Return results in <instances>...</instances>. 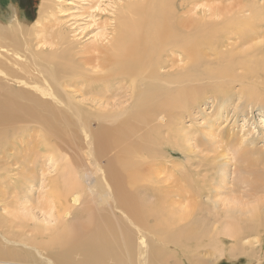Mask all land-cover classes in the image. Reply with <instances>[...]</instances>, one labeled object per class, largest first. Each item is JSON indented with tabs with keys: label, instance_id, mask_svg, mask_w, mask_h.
<instances>
[{
	"label": "bare ground",
	"instance_id": "obj_1",
	"mask_svg": "<svg viewBox=\"0 0 264 264\" xmlns=\"http://www.w3.org/2000/svg\"><path fill=\"white\" fill-rule=\"evenodd\" d=\"M226 1L110 3L112 23L89 50L48 26L53 0H40L34 21L11 7L0 23V149L18 140L46 153L55 174L46 176L39 207L54 223L32 224L22 183L6 180L0 164V264H205L200 249L222 257L229 240L231 257L263 254L264 198L218 217L202 208L194 176L163 186L174 173L169 145L185 152L184 112L210 97L229 99L234 86L247 103L264 102V3ZM9 64L27 77L14 78ZM123 80L129 106L112 101ZM77 81L90 95L84 102L70 91ZM15 123L22 125L4 126ZM239 150L241 163L251 157ZM237 171L239 184L264 192V175Z\"/></svg>",
	"mask_w": 264,
	"mask_h": 264
},
{
	"label": "rangeland",
	"instance_id": "obj_2",
	"mask_svg": "<svg viewBox=\"0 0 264 264\" xmlns=\"http://www.w3.org/2000/svg\"><path fill=\"white\" fill-rule=\"evenodd\" d=\"M240 1L227 0L226 4H239ZM122 2L123 0H53V10L50 16L52 23H49L48 26L55 24L62 28L69 37V43L77 50H89L98 45L92 40L97 37L99 39L100 35L107 33V25L112 23L111 11H114V7H110L109 4L116 5L122 4ZM13 5L18 6L15 0H0L1 24L6 23L5 19L9 16ZM39 5L40 0H32L31 10L27 14L21 13L22 18L26 21H34L37 18ZM39 25L40 23L36 25V31ZM90 42L91 46H82V43ZM78 58L88 59L82 55ZM89 64L94 66L96 63ZM30 65L33 68L31 63ZM177 65L173 67L170 65L163 71L173 73ZM9 66L14 78L27 77L25 72L19 70L18 67L11 64ZM127 86L125 80L117 83L112 101L122 102L123 106H129L131 101L129 98H124L123 93ZM241 88L234 86L229 99L210 97L191 110L184 112V117L178 122V128L185 137V141L182 143L185 152H175L172 148H177V146L174 144H170L168 147L172 155L167 154V166L168 170L174 173L166 179L163 186L178 187L180 181L194 176V180L203 192L202 208L221 212L217 215L218 217H223L225 212L233 211L234 208L237 211L236 214H244L240 212L255 206L264 198V192L252 191L250 183H238L240 178L237 169L240 167L258 171L264 175V159H260L264 158V102L247 103L243 92H240ZM70 91L75 97H80L78 100L83 102L90 97L88 91L84 90L81 81H77ZM105 107L110 109L112 106L105 104ZM21 125L22 123H15L4 126L15 128ZM24 144L22 145L18 140L8 141L7 149H0V164L4 165L5 179L22 183L20 189L21 207L27 208V212L30 211L34 214L33 225L54 223L39 207L41 205L40 194L44 192L43 184L46 176L55 174L54 164L44 151L35 155L33 150L27 151L24 148V146L31 147L32 144L29 142ZM239 149L250 150L248 152L251 157L245 156L243 163L238 159V153L242 152ZM20 155L22 159H20ZM179 165L181 168L178 169ZM246 177L248 179L249 175ZM150 188L159 189V186L151 185ZM13 197L14 195L9 200L14 202ZM189 205V203H184L182 208ZM226 226L228 225H223L220 230H225ZM262 236L264 238V234ZM225 248L227 249L224 253L226 255L222 257L217 254L216 256L211 255L206 252L208 248H202L200 249V259L197 258V260H204L205 264H264V252L258 256L255 251L247 253L242 249L236 256L231 257L229 253L231 240L226 242ZM250 252L251 254H249Z\"/></svg>",
	"mask_w": 264,
	"mask_h": 264
},
{
	"label": "flooded vegetation",
	"instance_id": "obj_3",
	"mask_svg": "<svg viewBox=\"0 0 264 264\" xmlns=\"http://www.w3.org/2000/svg\"><path fill=\"white\" fill-rule=\"evenodd\" d=\"M15 2H17L18 8L25 14H27L32 8V0H15Z\"/></svg>",
	"mask_w": 264,
	"mask_h": 264
}]
</instances>
